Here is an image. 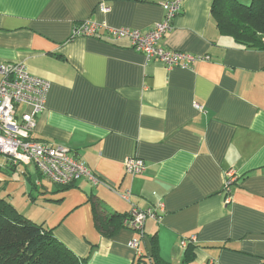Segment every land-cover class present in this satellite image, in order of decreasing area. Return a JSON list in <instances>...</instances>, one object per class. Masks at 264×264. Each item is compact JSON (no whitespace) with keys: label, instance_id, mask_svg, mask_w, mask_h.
Masks as SVG:
<instances>
[{"label":"crops","instance_id":"0c3cea01","mask_svg":"<svg viewBox=\"0 0 264 264\" xmlns=\"http://www.w3.org/2000/svg\"><path fill=\"white\" fill-rule=\"evenodd\" d=\"M164 2L0 0V63L22 62L50 83L33 139L69 149L131 197L128 203L86 179L61 190L39 179L34 166L14 167L5 157L0 181L19 187L11 176L23 175L21 187L34 202L13 203L15 209L90 264H141L130 247L139 234L122 228L104 237L95 206L99 213L129 215L132 206L159 203L165 212L145 224L142 255L155 237L167 264H183L181 241L195 236L193 264H264V50L223 35L214 0H187L161 40L167 50L209 57L192 70L148 60L128 39L72 37L86 20L148 32L163 21ZM130 158L145 162L142 174L126 173ZM229 174L234 181L226 203Z\"/></svg>","mask_w":264,"mask_h":264},{"label":"built area","instance_id":"2783aa9c","mask_svg":"<svg viewBox=\"0 0 264 264\" xmlns=\"http://www.w3.org/2000/svg\"><path fill=\"white\" fill-rule=\"evenodd\" d=\"M187 0H165L163 3L164 18L153 29L143 32L136 29H111L92 20H86L75 26L73 38H96L103 41H120L128 39L131 46L143 53L148 60L159 61L168 69L182 68L192 70L198 61L209 60L208 56L198 57L178 53L162 47L161 40L172 31L175 19L181 15ZM108 11L107 8L104 9ZM50 83L31 75L24 63H0V154L14 164L32 165L50 183L56 186H69L79 179H86L93 185H103L120 198L130 203L131 192L118 193L101 179L96 177L81 161L71 155L69 149L42 143L33 139L37 127V116L46 109V101ZM146 168L141 159L130 158L125 163V171L132 176L140 175ZM233 177L225 183L226 203L232 199L231 186ZM164 205L141 210L133 206L130 219L125 227L139 234L138 239L131 241L130 247L143 252L140 243L144 236L148 219L160 221L164 214ZM195 236L185 238L181 242L184 249L195 244Z\"/></svg>","mask_w":264,"mask_h":264},{"label":"trees","instance_id":"16d2710c","mask_svg":"<svg viewBox=\"0 0 264 264\" xmlns=\"http://www.w3.org/2000/svg\"><path fill=\"white\" fill-rule=\"evenodd\" d=\"M212 14L219 31L223 35L233 38L239 45L264 50V0H250L249 4L246 5L238 0H214ZM6 163L14 167L23 166L14 164L8 159H6ZM38 178L46 179L40 173ZM75 182L69 186L56 187L61 190H68ZM28 184L31 189L37 188L35 181L30 177ZM94 210L96 228L104 237L115 236L122 228H126L125 221L130 219V214L114 213L107 208L102 209L100 213L98 206H95ZM143 239L144 236L142 241ZM150 242L151 250L138 256V263L167 264L160 256L157 239L154 237ZM195 257V247L193 244H189L184 248L182 263L193 264ZM0 264L90 263L88 259L78 257L61 243L52 230L17 212L8 202L7 197L2 196L0 186Z\"/></svg>","mask_w":264,"mask_h":264},{"label":"rangeland","instance_id":"374dc122","mask_svg":"<svg viewBox=\"0 0 264 264\" xmlns=\"http://www.w3.org/2000/svg\"><path fill=\"white\" fill-rule=\"evenodd\" d=\"M238 1H240L241 3H243V4H249V2H250V0H238ZM3 155H1L0 154V162H2V160H3ZM28 169L30 170V173H35V170H34V168L33 167H28ZM2 172V171H1ZM0 172V173H1ZM4 174H5V171H4ZM11 174V173H10ZM5 176V175H4ZM12 178H13V183H15V184H17V185H19V187L18 186H12V184L11 183H7V182H5V181H2L1 183V194H2V196L4 197V198H6L7 197V199H8V202H10V203H12V206L15 208V206H14V204L13 203H17V204H19L18 202H20V201H22L23 200V203L24 202H28V203H26V205L27 206H29V204H31L32 202H34V200L32 199V197L30 196V194L27 192V191H24L23 189H22V185H21V183L24 181V177H23V175H13V176H11ZM13 188H16L17 190H15V191H13L12 192V190H13ZM11 194V195H10ZM20 205V204H19ZM21 206V205H20ZM22 207V206H21ZM23 208V207H22ZM16 210H17V212H20V214L22 213V209H20V208H16ZM26 210H28V212H30V208L29 207H27V209ZM25 214H27V213H25ZM22 215V214H21Z\"/></svg>","mask_w":264,"mask_h":264}]
</instances>
